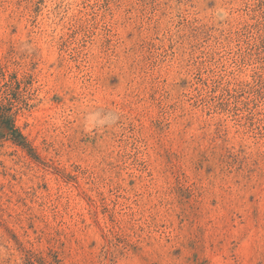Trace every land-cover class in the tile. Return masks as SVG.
<instances>
[{"label":"rangeland","instance_id":"obj_1","mask_svg":"<svg viewBox=\"0 0 264 264\" xmlns=\"http://www.w3.org/2000/svg\"><path fill=\"white\" fill-rule=\"evenodd\" d=\"M0 264H264V0H0Z\"/></svg>","mask_w":264,"mask_h":264},{"label":"clouds","instance_id":"obj_2","mask_svg":"<svg viewBox=\"0 0 264 264\" xmlns=\"http://www.w3.org/2000/svg\"><path fill=\"white\" fill-rule=\"evenodd\" d=\"M109 123L106 120H96V118L94 116H90L89 117V124L92 127H97V126H104L105 124Z\"/></svg>","mask_w":264,"mask_h":264},{"label":"trees","instance_id":"obj_3","mask_svg":"<svg viewBox=\"0 0 264 264\" xmlns=\"http://www.w3.org/2000/svg\"><path fill=\"white\" fill-rule=\"evenodd\" d=\"M6 129L9 132L10 136L14 137L15 142H17V140L23 141V137L12 126H6ZM16 137L18 139H16Z\"/></svg>","mask_w":264,"mask_h":264}]
</instances>
